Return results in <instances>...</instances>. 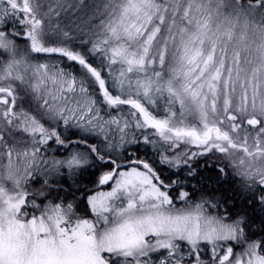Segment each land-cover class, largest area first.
<instances>
[{"label":"snow or ice","instance_id":"snow-or-ice-1","mask_svg":"<svg viewBox=\"0 0 264 264\" xmlns=\"http://www.w3.org/2000/svg\"><path fill=\"white\" fill-rule=\"evenodd\" d=\"M0 264H264V0H0Z\"/></svg>","mask_w":264,"mask_h":264}]
</instances>
